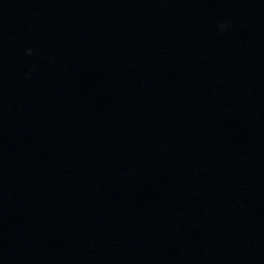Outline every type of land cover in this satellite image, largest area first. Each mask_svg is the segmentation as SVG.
Listing matches in <instances>:
<instances>
[{
	"label": "water",
	"instance_id": "water-1",
	"mask_svg": "<svg viewBox=\"0 0 264 264\" xmlns=\"http://www.w3.org/2000/svg\"><path fill=\"white\" fill-rule=\"evenodd\" d=\"M0 264H264V0H0Z\"/></svg>",
	"mask_w": 264,
	"mask_h": 264
}]
</instances>
